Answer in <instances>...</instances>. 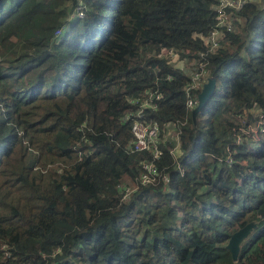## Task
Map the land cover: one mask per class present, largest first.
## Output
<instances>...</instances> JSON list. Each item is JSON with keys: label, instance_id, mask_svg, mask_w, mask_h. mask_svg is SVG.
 <instances>
[{"label": "trees", "instance_id": "trees-1", "mask_svg": "<svg viewBox=\"0 0 264 264\" xmlns=\"http://www.w3.org/2000/svg\"><path fill=\"white\" fill-rule=\"evenodd\" d=\"M217 1L86 0L67 24L77 0H0V264H264V0L200 60ZM193 62L216 83L194 121ZM138 110L162 141L148 185Z\"/></svg>", "mask_w": 264, "mask_h": 264}, {"label": "built area", "instance_id": "built-area-1", "mask_svg": "<svg viewBox=\"0 0 264 264\" xmlns=\"http://www.w3.org/2000/svg\"><path fill=\"white\" fill-rule=\"evenodd\" d=\"M85 1L86 0H77L73 12L66 21L67 24H70L73 21L83 17V13L85 10ZM246 1L248 0L217 1V4L213 7V11L215 13L214 25L204 39L206 53L197 52L196 55L198 59L202 60L204 58V54H206V56L213 55L220 47H222V45L225 43V34L235 31L232 11L238 10L240 6ZM63 28L57 29L55 31V38L59 37L62 34ZM165 54L168 55V57L174 56L172 52H166ZM206 66L207 63L197 65L195 62H193L185 67L187 76L190 79L188 86L185 88L186 108L190 110V112L197 107L198 94L200 93L203 85L206 83ZM153 99H155V102H157L160 99V95L157 94L155 97H153V95L150 94L148 95V97L146 96V99L142 104L143 110L146 107H149L150 109L155 108L156 103L152 101ZM143 110H138L137 114L132 119L131 133L133 134L134 140L131 144V147H129V151L131 153H150L151 160L146 161L143 164L144 172L140 177V183L142 185H148L152 184L157 179V177L160 176L155 162L159 161L160 159L161 151L159 149V146L161 145L162 141L158 125L155 123H148L145 119ZM167 129V134L173 135L172 138L173 144L175 145V154L176 149L179 145V132H176V129H178V127L174 124H168ZM228 162L230 163L231 161L229 160ZM117 189L122 196V200L124 201L127 200L130 194L133 192L130 186H126L123 184L118 185Z\"/></svg>", "mask_w": 264, "mask_h": 264}, {"label": "water", "instance_id": "water-1", "mask_svg": "<svg viewBox=\"0 0 264 264\" xmlns=\"http://www.w3.org/2000/svg\"><path fill=\"white\" fill-rule=\"evenodd\" d=\"M215 84V79L209 78L207 79V82L203 85L200 93L198 94V105L195 109L191 111V118L193 121L195 120L198 113L205 107V105L213 96ZM258 214L261 218H264V210H259ZM254 229H256V224L250 222L246 226L231 235L226 245V249L231 254L232 260L234 262L237 260L241 244L250 236Z\"/></svg>", "mask_w": 264, "mask_h": 264}, {"label": "rangeland", "instance_id": "rangeland-1", "mask_svg": "<svg viewBox=\"0 0 264 264\" xmlns=\"http://www.w3.org/2000/svg\"><path fill=\"white\" fill-rule=\"evenodd\" d=\"M175 58L174 57H170V60H174ZM207 79H209L208 78V76H207ZM207 79H206V82H207ZM188 110V109H187ZM189 112H190V110H188ZM191 113V112H190ZM259 124V123H258ZM257 127H258V125H257ZM256 127V128H257ZM263 131L260 129V128H258L257 130L256 129H253L252 130V135H251V137L252 138H254V140H253V142H255V141H258L259 140V138H258V135L259 134H261ZM263 139H264V137H262ZM227 157H231L230 155H227ZM221 161V160H220Z\"/></svg>", "mask_w": 264, "mask_h": 264}]
</instances>
